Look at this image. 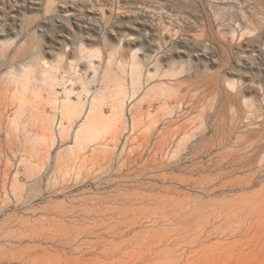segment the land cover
<instances>
[{
	"label": "rangeland",
	"instance_id": "obj_1",
	"mask_svg": "<svg viewBox=\"0 0 264 264\" xmlns=\"http://www.w3.org/2000/svg\"><path fill=\"white\" fill-rule=\"evenodd\" d=\"M0 264H264V0H0Z\"/></svg>",
	"mask_w": 264,
	"mask_h": 264
},
{
	"label": "bare ground",
	"instance_id": "obj_2",
	"mask_svg": "<svg viewBox=\"0 0 264 264\" xmlns=\"http://www.w3.org/2000/svg\"><path fill=\"white\" fill-rule=\"evenodd\" d=\"M90 58H92V57H90ZM89 58V59H90ZM68 63H70V61L68 62ZM68 63H67V65L66 66H68ZM88 63H89V67H96V64L95 63H93L92 62V60L90 59L89 61H88ZM75 67V66H74ZM93 67V68H94ZM97 67H98V65H97ZM67 68V67H66ZM68 68H69V66H68ZM55 74V73H54ZM52 75V76H50V78L52 79V81H55V82H57V76L56 75ZM51 85H52V82H51ZM231 85L233 86V88H235L236 87V85H235V83L234 82H232L231 83ZM53 88V87H52ZM237 89V88H236ZM237 91V90H236ZM69 93L71 92V91H68ZM79 92V91H78ZM86 92H88V89H87V87L86 86H83V88H82V90L79 92V93H77V94H79L78 96H80V94H82V93H86ZM68 93V94H69ZM238 94L240 93V90L237 92ZM68 94H67V96H66V98H65V100H64V104H63V107L65 108V109H69V112L70 113H75L76 111V109H81V107H83L84 106V104H81L82 106H80L79 105V107L77 108V107H75L74 105H76V104H74V103H71V101H70V98H69V96H68ZM99 96V97H98ZM97 96V94L96 95H94L93 96V98L91 99V103H90V107H89V111H88V115H87V117L89 116V114L92 112V110H95V108L97 107V103L96 102H99V100H101V98L102 97H100V95H98ZM98 98H100L99 100H98ZM78 105V104H77ZM82 110V109H81ZM81 110H79V111H81ZM86 112V111H85ZM98 118V117H97Z\"/></svg>",
	"mask_w": 264,
	"mask_h": 264
}]
</instances>
